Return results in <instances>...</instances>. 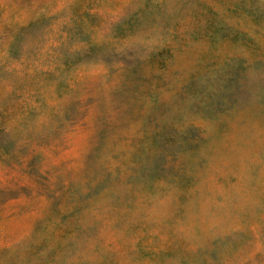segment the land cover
<instances>
[{
    "label": "rangeland",
    "instance_id": "374dc122",
    "mask_svg": "<svg viewBox=\"0 0 264 264\" xmlns=\"http://www.w3.org/2000/svg\"><path fill=\"white\" fill-rule=\"evenodd\" d=\"M0 264H264V0H0Z\"/></svg>",
    "mask_w": 264,
    "mask_h": 264
}]
</instances>
